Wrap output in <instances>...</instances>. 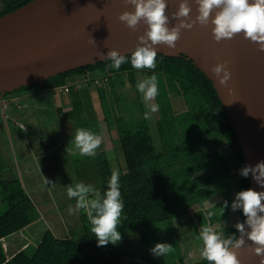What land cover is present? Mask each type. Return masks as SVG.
Segmentation results:
<instances>
[{
    "label": "water",
    "instance_id": "1",
    "mask_svg": "<svg viewBox=\"0 0 264 264\" xmlns=\"http://www.w3.org/2000/svg\"><path fill=\"white\" fill-rule=\"evenodd\" d=\"M166 2L169 27H173L178 21L172 14L183 0ZM187 3L195 19L198 4L196 0ZM134 10L125 0H31L0 16L1 97L22 86H42L60 73L105 61L100 53L105 57L111 50L133 53L147 26L141 22L133 31L119 16ZM212 27L197 23L182 30L175 49L163 44L154 47L164 55H186L212 80L235 129L245 166L255 167L264 161V52L243 33L217 43ZM91 38L96 44L89 42ZM225 61L232 74L226 86L211 71ZM249 178L250 189L264 191L251 173ZM245 239L246 244L238 250L239 259L242 264H260L255 245Z\"/></svg>",
    "mask_w": 264,
    "mask_h": 264
},
{
    "label": "trees",
    "instance_id": "2",
    "mask_svg": "<svg viewBox=\"0 0 264 264\" xmlns=\"http://www.w3.org/2000/svg\"><path fill=\"white\" fill-rule=\"evenodd\" d=\"M30 1L11 0L0 9V16ZM131 55L132 53L124 55L128 63L121 65L119 71L109 68L108 65L112 62L105 60L60 73L46 79L42 86L33 84L6 92L4 98L28 90L44 89L51 91L52 94L57 93L55 88L70 85L71 77L74 75L86 76L87 81L82 84L80 91L88 93L95 91L104 111L105 121L111 120L112 117L115 118L126 157V171L115 170L119 174L121 199L124 203L121 223L118 226V231L122 233L128 232L133 227L171 217L172 208L165 182L167 167L162 153L157 152L152 135L148 131V125L140 123L139 126H131L127 124L122 113L115 116L107 89L95 82L98 75L112 74L111 83L116 91L114 102L122 101L123 96L127 98V102H123L124 115L128 109V99H133L139 92L136 91L139 72L147 71L149 76L156 74L158 96L162 97L164 94L161 86L167 92L176 93L178 96H182L183 93L191 94L194 101L190 106L203 117L198 123L206 125L207 135L214 131L224 138L239 160V191L250 189L249 176L241 175V170L246 164L240 143L212 80L186 55L169 56L157 52V67L154 70L134 69L130 62ZM6 107L7 104L3 103V108ZM160 111L162 113L161 125H163V114H166L167 110L161 105ZM85 113V104L80 103L68 110L65 115L73 122H77L79 129L90 130ZM113 167V164L108 162L102 165L103 173L100 182L102 196L108 188V181L112 175L110 171L113 172ZM0 194L5 206L4 210L0 211V264H122L121 253L112 247L109 248L112 246L111 243L98 246V240L91 231L92 225L83 210H81L82 226L79 230H70L69 236L59 237L54 230L47 228L32 254L21 249L9 255L7 247L4 246V240L39 219L41 212L27 187L19 178L0 179ZM246 219L242 208L237 209L234 221L223 238L226 239L231 235L239 237V231L235 225L244 223ZM194 264H209V262L202 259Z\"/></svg>",
    "mask_w": 264,
    "mask_h": 264
},
{
    "label": "clouds",
    "instance_id": "3",
    "mask_svg": "<svg viewBox=\"0 0 264 264\" xmlns=\"http://www.w3.org/2000/svg\"><path fill=\"white\" fill-rule=\"evenodd\" d=\"M128 5L134 6V11H125L119 16V20L133 31H137L141 22L147 26L143 35L138 37V44L131 55V66L136 70L157 67L156 45H166L175 49L184 29H191L197 23L201 26L212 25L214 40L219 43L223 40L233 39L243 33L245 39L258 44V50L264 52V0H196L198 15L191 17L192 9L187 0L179 6V10L172 14V19L178 23L169 27L170 18L166 14L168 4L166 0H125ZM214 13V15H213ZM96 44L92 38L89 41ZM102 59L110 60L109 68L120 70L121 65L128 63L127 58L117 50H111ZM228 61L217 64L211 69L219 79L221 85L226 86L231 79V72L227 65ZM137 90L143 95V101L148 109L144 113V119L152 118V113L158 111V105L152 103L158 96V80L156 74L145 78L137 84ZM102 136L85 129H78L74 138L75 147L80 155L94 157L97 149L102 144ZM252 174L253 179L264 187V161L252 166H245L241 175L248 177ZM67 195L76 201L75 208L69 207V214L83 210L92 227L91 231L98 240V246H106L109 243L116 245L122 240L118 226L124 210L121 199L119 174L113 171L108 188L103 196L90 185L76 183L67 187ZM228 207L225 201L222 209ZM233 210H243L247 218L244 223H237L235 227L239 231V237L231 235L222 238L213 227L202 225L200 240L203 247L202 257L209 264H242L238 257V250L246 244V239L254 245V252L261 257L260 264H264V191L253 189L243 190L237 193L236 200L232 204ZM213 213H208L211 217ZM247 225L251 231L246 229ZM4 246L7 247L5 240ZM173 246L168 243H158L150 251L154 256L164 257L173 252Z\"/></svg>",
    "mask_w": 264,
    "mask_h": 264
},
{
    "label": "crops",
    "instance_id": "4",
    "mask_svg": "<svg viewBox=\"0 0 264 264\" xmlns=\"http://www.w3.org/2000/svg\"><path fill=\"white\" fill-rule=\"evenodd\" d=\"M143 80L144 78L142 76L138 83ZM86 81V76L82 74L74 75L71 77V82L69 83L71 91L68 93L52 94L51 91L49 92L44 89L22 91L20 93H15L8 98L1 97L0 105L3 107V103H16L17 108H20L22 111H16L11 114L15 120H19L26 125L28 129L25 130L27 131H30L31 124L30 122L26 123V119H22V117L28 118L30 116L31 118H35L39 110L48 107L49 96L51 95L53 96V109L57 111L59 116L80 103L85 104L86 110L88 109V105H99L101 108L100 113L96 111V108L91 111L88 110L89 113L93 115L96 122L93 123V127L90 128L89 131L101 135L103 138L102 144L98 148V157L94 158L95 164L97 165V167H95L97 169L96 171L101 175L103 173L102 165L108 162L118 166L117 168L113 167V171L119 170L124 172L127 168V162L117 124H114L112 119L105 121L104 111L95 91L91 93L80 91L83 86L82 84ZM115 94L116 91L114 89V95ZM113 100H115V96L113 97ZM13 106L15 107V105ZM100 114L103 115L102 118H100ZM155 116L156 124L159 127L161 123V115H159V112L157 111L155 112ZM207 136L208 143L198 144L195 149L176 145L178 149H181L180 156H174L171 153L172 143L167 140L166 142H162L160 148L154 144L157 152L162 153L165 166L167 167L165 182L167 183L172 214L171 217L167 219L153 221L148 224L130 228L126 233L123 232V241L119 244V247L113 244L112 246H109V248L112 247V249L121 253L122 264L197 263L204 259L201 255L203 244L199 238L202 225L213 227L223 238L226 231L233 223L236 210H233L232 204L236 200L237 193L240 192L239 160L234 155L227 141L217 132L213 131ZM44 145H46L45 149L50 148L48 144L43 142L40 143V146ZM29 147L30 145L25 146V150ZM38 153L39 155L42 154L43 149L42 152L39 151ZM43 162L45 167H41L40 162H19L18 167L21 171L30 175L34 172L36 175V172L43 171V168H46V171L48 172L51 171L49 173L50 175L59 174L53 171L52 168L54 165L51 161ZM178 162H183L184 165L181 170L173 173L170 169ZM54 168L55 170H59L55 166ZM110 172L113 173L112 171ZM55 175L51 176L49 180L53 179ZM24 184L25 186L31 185V183L27 184L26 182ZM48 186H50V184ZM101 188L102 186L99 185L98 187L95 186L94 189H98L97 191L100 192ZM73 201L75 205L76 201L74 198ZM225 201H227L228 207L224 210L222 216L221 208L224 206ZM37 206L41 212V220L45 223V221H47L44 216L45 213H43L39 204H37ZM210 212L214 214L211 217L208 216V213ZM76 218L81 220V217L79 218L78 214L76 215ZM39 219L37 221H39ZM46 225L50 226V223L47 221ZM29 226L30 225L25 228H28ZM51 227H53L55 231H59L56 226L51 225ZM68 233V235L63 237L69 236L70 230ZM125 240H127L126 244L123 243ZM5 243L7 245V250H11L12 243L10 244L8 239H5ZM158 243L171 244L174 249L173 252L164 257L154 256L150 250Z\"/></svg>",
    "mask_w": 264,
    "mask_h": 264
},
{
    "label": "rangeland",
    "instance_id": "5",
    "mask_svg": "<svg viewBox=\"0 0 264 264\" xmlns=\"http://www.w3.org/2000/svg\"><path fill=\"white\" fill-rule=\"evenodd\" d=\"M10 1L0 0V9L4 8L5 4ZM142 76L144 79L150 77L147 71L139 72L138 79L141 80ZM114 89L113 86L109 88V94L115 115L118 116L122 113L127 124L131 126H139L140 123L142 125H148V131L152 135L154 144L158 148L162 146L163 141L166 142L167 140L172 143L171 153L174 156H180L181 149H178L176 145L195 149L198 144L208 143L206 125L198 123L203 117L196 112L195 108L190 106L194 101L191 94L183 93L182 96H178L176 93L167 92L161 86V90L164 91L163 96H157L152 102L158 105V112L161 115L160 118L162 117L160 111L161 105L167 110L165 112L166 114H163L165 121L162 119V122L164 124L161 125L160 123L158 127L155 113H152L151 119L144 121V113L148 109L143 101V95L138 90L136 91L141 97L137 94L133 99H128V112L126 111V115H124L123 102H127V98L123 96L122 101L118 103L114 102ZM48 103V107L39 110L35 118H31L30 116H27L28 118L22 117V119H26V123L30 122V131L25 130L28 129L26 125L22 127L21 122L15 120L12 116L11 113L22 111L20 108H17L16 103L8 102L6 108L0 105V179L12 180L19 178L23 183H31V185H26L27 189L33 200L36 201V204L41 206L43 213H45V218L50 223V226L46 225L47 221L44 223L40 217L39 221H37L38 219L35 220L28 228H24L22 231L7 238L9 243H12V249L7 251L9 255H13L21 249L32 254L43 232L48 227L53 229L51 225L59 229L58 232L53 229L59 237L68 235L69 230H79L82 226V221L78 220L76 215L78 214L80 218L81 211H76L71 215L69 214V207L75 208V205L73 198H69L67 195V187L74 186L76 183H84L95 188L101 182V175L96 171L97 169L95 167L97 165L94 161V158L98 157V149L94 157L80 155L79 150L74 144V138L80 126L77 122H73L66 116V112L62 113L63 115H58L57 111L53 109L54 103L52 95L49 96ZM87 108L85 115L89 122L88 127L92 128L95 118L89 111L96 108V111L100 113L101 108L99 105H88ZM82 115L84 116V113ZM102 117L103 115L100 114V118ZM111 119L116 124L115 118L112 117ZM64 125L66 134L64 133ZM42 142L48 144L50 148L45 149L46 145L40 146ZM28 145L30 147L25 150V146ZM42 149L43 153L39 155L38 152H42ZM43 161H51L59 169L55 170L54 166L52 168L53 171L59 173L57 175L53 174L55 177L50 179L54 182L49 180L53 175H50L49 173L51 171H46V168H43V171L36 172V175L35 172L30 175L21 171L18 167L19 162H40V166L42 167L44 166ZM183 165V162H178L170 170L173 173L178 172V170L182 169ZM113 166L115 168L118 167L115 164ZM49 184L51 187L48 186ZM4 208L5 206L0 194V211L2 212ZM123 235L121 233V236ZM122 241L123 239L116 245L119 247ZM126 241L123 243L126 244Z\"/></svg>",
    "mask_w": 264,
    "mask_h": 264
},
{
    "label": "built area",
    "instance_id": "6",
    "mask_svg": "<svg viewBox=\"0 0 264 264\" xmlns=\"http://www.w3.org/2000/svg\"><path fill=\"white\" fill-rule=\"evenodd\" d=\"M111 79H112V74L111 73H105L103 75H98L95 78V82L98 85L104 86L107 89L108 95L109 94V88L112 87V83H111ZM55 90L57 91V93H68L71 91V86L70 85H63L60 87H56ZM21 126L24 127V124L21 123Z\"/></svg>",
    "mask_w": 264,
    "mask_h": 264
}]
</instances>
